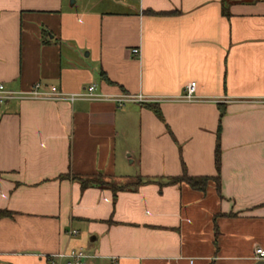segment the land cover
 Returning a JSON list of instances; mask_svg holds the SVG:
<instances>
[{"label": "crops", "instance_id": "obj_1", "mask_svg": "<svg viewBox=\"0 0 264 264\" xmlns=\"http://www.w3.org/2000/svg\"><path fill=\"white\" fill-rule=\"evenodd\" d=\"M38 82L131 100L0 102V264L264 263V0H0V84ZM219 126V193L167 185Z\"/></svg>", "mask_w": 264, "mask_h": 264}, {"label": "built area", "instance_id": "obj_2", "mask_svg": "<svg viewBox=\"0 0 264 264\" xmlns=\"http://www.w3.org/2000/svg\"><path fill=\"white\" fill-rule=\"evenodd\" d=\"M133 54H139L138 49H134ZM41 83H35L30 90L23 92H15L6 90L4 85L0 84V102L18 99V100H50V101H68L73 103L77 100H87V101H104L113 100L115 102H126L131 99L126 96H121L120 98H109L106 95L98 94L96 92L95 86L90 85L87 88L77 92V93H64L60 91L56 86H50L47 90L42 89ZM197 84L192 81L185 86L184 93L178 98L180 101L191 103L198 100L196 95ZM69 235H76L75 230L68 232ZM255 256L257 260H264V250L261 248L255 249ZM56 258L61 260L65 259L64 264H86V261L94 258L93 254H89L84 249L72 250L69 253H61L56 255Z\"/></svg>", "mask_w": 264, "mask_h": 264}, {"label": "trees", "instance_id": "obj_3", "mask_svg": "<svg viewBox=\"0 0 264 264\" xmlns=\"http://www.w3.org/2000/svg\"><path fill=\"white\" fill-rule=\"evenodd\" d=\"M147 13L152 14L151 11H147ZM223 15L228 16V11L223 10ZM101 79L109 82L105 76V74L102 72L101 73ZM153 113L155 116L159 119L162 120V115L161 112L158 108H153ZM223 111L221 110V115ZM219 137H220V126L218 127L217 130V135H216V143H215V149H214V164H215V176L214 177H207V176H191L187 173V170L185 168V165L183 162H181V174L175 177H170L167 179L166 184L175 186V185H181V184H186L189 186L191 189L199 192H204L207 186V183L209 181H213L216 186V191L219 193L220 191V170H221V150H220V142H219ZM82 188H87L91 185H97V186H108L110 187V190L113 195V200L116 199V193L122 190H126L127 188H132L136 189L139 185H142L145 183L143 179H139L136 183L130 184L128 186H115V185H110L108 183H105L102 180V177L96 176V177H91V178H76ZM147 182V181H146ZM11 214L7 211H0V217H7L10 216Z\"/></svg>", "mask_w": 264, "mask_h": 264}, {"label": "water", "instance_id": "obj_4", "mask_svg": "<svg viewBox=\"0 0 264 264\" xmlns=\"http://www.w3.org/2000/svg\"><path fill=\"white\" fill-rule=\"evenodd\" d=\"M260 264H262V263H260ZM264 264V263H263Z\"/></svg>", "mask_w": 264, "mask_h": 264}]
</instances>
